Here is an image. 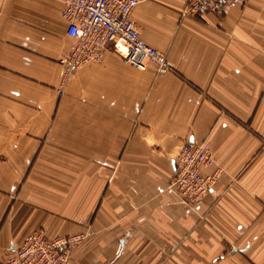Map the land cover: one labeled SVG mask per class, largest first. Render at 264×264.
<instances>
[{
	"label": "crops",
	"instance_id": "crops-1",
	"mask_svg": "<svg viewBox=\"0 0 264 264\" xmlns=\"http://www.w3.org/2000/svg\"><path fill=\"white\" fill-rule=\"evenodd\" d=\"M139 0L173 71L110 48L66 73L58 0H0V262L24 236L83 233L70 264H264V0L200 17ZM216 173L189 207L167 189L182 144Z\"/></svg>",
	"mask_w": 264,
	"mask_h": 264
},
{
	"label": "built area",
	"instance_id": "built-area-1",
	"mask_svg": "<svg viewBox=\"0 0 264 264\" xmlns=\"http://www.w3.org/2000/svg\"><path fill=\"white\" fill-rule=\"evenodd\" d=\"M58 1L62 4L61 17L67 22L66 35L73 41L68 54L61 59L66 73L85 63L101 61L109 48L125 63L139 70L152 67L157 75L173 71L166 55L141 37L132 19L139 0ZM245 1L188 0L182 14L200 17L242 5ZM213 162V155L204 143L186 141L174 157V170L167 189L182 203L193 207L215 183V172H202ZM83 237V233L51 237L43 230H33L0 264H70L72 252Z\"/></svg>",
	"mask_w": 264,
	"mask_h": 264
},
{
	"label": "water",
	"instance_id": "water-1",
	"mask_svg": "<svg viewBox=\"0 0 264 264\" xmlns=\"http://www.w3.org/2000/svg\"><path fill=\"white\" fill-rule=\"evenodd\" d=\"M193 141V139H191Z\"/></svg>",
	"mask_w": 264,
	"mask_h": 264
}]
</instances>
